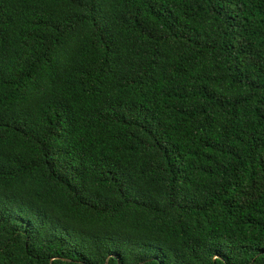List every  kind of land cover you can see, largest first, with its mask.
<instances>
[{
    "label": "trees",
    "instance_id": "16d2710c",
    "mask_svg": "<svg viewBox=\"0 0 264 264\" xmlns=\"http://www.w3.org/2000/svg\"><path fill=\"white\" fill-rule=\"evenodd\" d=\"M0 264H264V0H0Z\"/></svg>",
    "mask_w": 264,
    "mask_h": 264
}]
</instances>
